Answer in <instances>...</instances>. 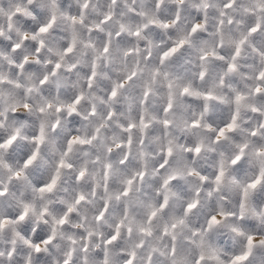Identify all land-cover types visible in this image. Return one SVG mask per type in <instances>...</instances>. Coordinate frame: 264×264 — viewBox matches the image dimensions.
I'll return each mask as SVG.
<instances>
[{
	"label": "clouds",
	"instance_id": "1",
	"mask_svg": "<svg viewBox=\"0 0 264 264\" xmlns=\"http://www.w3.org/2000/svg\"><path fill=\"white\" fill-rule=\"evenodd\" d=\"M0 264H264V0H0Z\"/></svg>",
	"mask_w": 264,
	"mask_h": 264
}]
</instances>
